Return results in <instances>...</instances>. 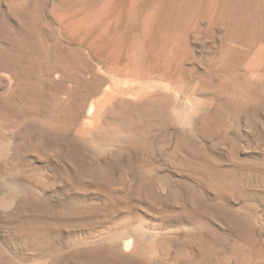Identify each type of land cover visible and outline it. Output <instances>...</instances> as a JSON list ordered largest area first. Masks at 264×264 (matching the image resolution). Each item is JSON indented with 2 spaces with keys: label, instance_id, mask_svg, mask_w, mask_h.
I'll return each instance as SVG.
<instances>
[{
  "label": "rangeland",
  "instance_id": "374dc122",
  "mask_svg": "<svg viewBox=\"0 0 264 264\" xmlns=\"http://www.w3.org/2000/svg\"><path fill=\"white\" fill-rule=\"evenodd\" d=\"M0 52L63 123L0 109V264H264V0H0Z\"/></svg>",
  "mask_w": 264,
  "mask_h": 264
},
{
  "label": "bare ground",
  "instance_id": "6f19581e",
  "mask_svg": "<svg viewBox=\"0 0 264 264\" xmlns=\"http://www.w3.org/2000/svg\"><path fill=\"white\" fill-rule=\"evenodd\" d=\"M112 1V0H110ZM196 1V0H195ZM138 2V1H137ZM120 3V2H119ZM127 3V2H126ZM148 4V3H147ZM145 5V4H144ZM156 6V5H155ZM133 8V7H132ZM148 8V6H147ZM149 10V9H148ZM133 12V11H131ZM149 12V11H148ZM133 14V13H132ZM29 15V14H28ZM127 15V14H126ZM156 17V16H155ZM125 19V18H124ZM136 19V18H135ZM90 20V19H89ZM27 21V20H26ZM149 22V21H148ZM159 22V21H158ZM167 22V21H166ZM28 23V22H27ZM138 23V22H137ZM163 23V22H162ZM121 24V23H120ZM119 24V25H120ZM110 25V24H109ZM129 25V24H128ZM175 26V25H174ZM107 27V26H106ZM113 27V26H112ZM161 27V26H160ZM170 27V25H169ZM130 28V27H129ZM150 28V27H149ZM157 28H158V25H157ZM127 29V28H126ZM147 29V28H146ZM145 30V29H144ZM150 31V29H148ZM155 30V29H154ZM165 30V29H164ZM112 31V30H111ZM79 32V31H78ZM118 32V31H117ZM145 32V31H143ZM102 34V33H101ZM114 34V33H113ZM147 34V32H146ZM125 35V34H124ZM145 35V34H144ZM161 35V34H160ZM120 36V35H119ZM146 37V35H145ZM152 37V36H151ZM8 38V37H7ZM170 38V37H169ZM182 38V37H181ZM185 38V37H184ZM9 39V38H8ZM29 39V38H28ZM161 39V38H160ZM52 40V39H51ZM167 40V39H166ZM36 41V40H35ZM161 41V40H160ZM169 41V40H168ZM169 43V42H168ZM157 44V43H156ZM170 44V43H169ZM152 45V44H151ZM170 46V45H169ZM151 47V46H150ZM167 47V46H166ZM171 47V46H170ZM25 48V47H24ZM42 48V47H41ZM157 48V47H156ZM51 49V48H50ZM176 50V49H175ZM54 51V50H53ZM51 52V51H49ZM48 52V53H49ZM137 52V51H136ZM153 52V50H152ZM170 52V51H169ZM6 53V52H5ZM154 53V52H153ZM129 54V53H128ZM179 54V53H178ZM3 52H0V70H5V71H8L9 73H11V75L15 78V79H18L19 76H21V73H20V70H18V67L16 66V59L12 58V57H9V56H6L4 55ZM137 55V54H136ZM46 56V55H45ZM147 56V55H146ZM158 56V55H157ZM170 56V55H169ZM30 57V56H29ZM67 57V56H66ZM150 57V56H149ZM172 57V56H171ZM42 58V57H41ZM58 58V57H57ZM162 58V57H161ZM30 59V58H29ZM150 59V58H149ZM157 59V58H156ZM173 59V58H172ZM2 60V61H1ZM24 61V60H23ZM45 61V60H44ZM61 61V60H60ZM165 61V60H164ZM167 61V60H166ZM33 62V61H32ZM47 63V62H46ZM68 64V63H67ZM171 64V63H170ZM49 65V64H48ZM35 66V65H34ZM56 66H59L61 67L62 66V63H61V66H60V62L58 61H55L52 63L51 67L50 68H55ZM31 67V66H30ZM69 67V66H68ZM79 67V66H78ZM49 68V67H47ZM46 68V69H47ZM62 69L65 67H61ZM28 69V68H27ZM35 70V69H34ZM27 71V70H26ZM48 71V70H45V72ZM29 73V72H28ZM39 73V72H38ZM49 73V72H47ZM28 75V74H27ZM48 75V74H47ZM40 79V78H39ZM2 79L0 78V81ZM19 83V82H18ZM31 83V82H30ZM89 83V82H88ZM61 84V83H60ZM80 85V84H79ZM35 86V85H34ZM37 87V86H35ZM33 87V86H30L28 83H19L17 85L14 86V88L11 90V91H8V104L5 103L3 108L0 106V109H2V112H3V120L5 121L3 124L5 127H12L14 125H16L14 122V119L16 120H23V115H25V117L27 119H25L23 121V124H19V128H21V132L23 133V137L22 139H27V140H30V139H37L38 140V144L36 145L35 147V150L36 152L40 149H43L44 147L42 146L43 144V137H45V135L47 133H51L50 131H52V128L56 127L57 126H61L63 123H61V125H58L56 122H59V119L58 121H53V120H49L48 116L47 117H44L42 118V120H39V119H36L35 115H36V111H34L33 109V101L35 98H37L39 96V92L37 91V89ZM64 90V89H63ZM68 93H70L69 91H67ZM41 95V94H40ZM55 96V95H54ZM118 95L116 93H112V92H107L105 93V97L103 99V101L101 102V104L103 105H100L99 106V111L101 112L102 109H103V106L105 108L106 105H110V104H113V103H118V101H120V99H118L117 97ZM103 97V96H102ZM49 99V98H48ZM51 99V98H50ZM55 100V99H54ZM0 101H1V97H0ZM4 101V100H3ZM1 101V102H3ZM0 102V103H1ZM17 102V103H16ZM43 102V101H42ZM14 103H16V105H14ZM40 103V102H39ZM50 103V102H49ZM61 103V102H60ZM66 103V102H64ZM69 103V102H67ZM71 103V102H70ZM17 104L20 105V107H17ZM46 104V103H45ZM56 104V103H55ZM52 107V105H51ZM68 108V105L65 104V106H63V108ZM35 108V107H34ZM58 108V107H57ZM66 108V109H67ZM113 108V107H112ZM52 109V108H51ZM70 109V108H68ZM40 110V109H39ZM72 110V109H71ZM77 110V109H76ZM79 110H81L79 108ZM42 111V109H41ZM68 112V110H65ZM73 112V111H72ZM65 113V112H64ZM63 113V114H64ZM59 114V113H58ZM67 114V113H66ZM148 114V113H147ZM2 115V114H1ZM133 115V114H132ZM51 116V115H50ZM55 116V115H54ZM73 116V115H72ZM64 117V116H63ZM79 117V116H78ZM81 117V116H80ZM119 117V116H118ZM13 118V119H12ZM61 118V117H60ZM56 119V118H55ZM54 119V120H55ZM69 119V118H68ZM75 119V117H74ZM113 119V118H112ZM62 120V119H61ZM111 120V119H110ZM65 121V119H64ZM71 121V119H70ZM61 122V121H60ZM68 122V120H67ZM73 122V121H72ZM1 123V122H0ZM14 123V124H13ZM66 123V121H65ZM2 125V124H0ZM1 128V127H0ZM68 128V127H67ZM76 128V127H75ZM31 129V130H30ZM1 130V129H0ZM58 130V129H57ZM55 131V130H54ZM61 131V130H60ZM43 132H46V134ZM103 132V131H102ZM20 133V131H19ZM55 134V133H54ZM61 134V132H60ZM56 135V134H55ZM22 136V134H21ZM89 137V136H88ZM2 138V137H1ZM54 138V137H53ZM5 139V138H4ZM10 139V138H9ZM34 142V141H33ZM45 143V142H44ZM9 147V146H8ZM13 150V149H12ZM109 150V149H108ZM152 169V167H151ZM75 170H71L69 173V177L71 178L70 174L72 175L73 172ZM152 172V171H151ZM76 173V172H74ZM150 173V172H149ZM74 175V174H73ZM153 178V176H152ZM11 205V204H10ZM16 205V204H15ZM2 206V205H1ZM0 206V207H1ZM5 206V205H4ZM2 209V208H1ZM6 211V210H5ZM107 227V226H106ZM96 228V227H95ZM113 229V227H112ZM101 232V231H100ZM107 233V232H106ZM95 234V233H94ZM92 235V234H90ZM88 236V235H87ZM93 237V236H92ZM96 238V237H95ZM101 241V240H100ZM87 242V241H86ZM85 242V243H86ZM84 243V244H85ZM82 244V243H81ZM1 253V252H0ZM2 255V254H1ZM108 257V256H107ZM38 260V259H37ZM114 260V259H113ZM35 261V260H34ZM123 261V260H122ZM2 264V263H1Z\"/></svg>",
  "mask_w": 264,
  "mask_h": 264
}]
</instances>
